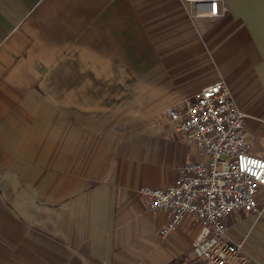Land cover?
Returning <instances> with one entry per match:
<instances>
[{
  "label": "crops",
  "instance_id": "obj_1",
  "mask_svg": "<svg viewBox=\"0 0 264 264\" xmlns=\"http://www.w3.org/2000/svg\"><path fill=\"white\" fill-rule=\"evenodd\" d=\"M223 3L200 34L179 0H0V264L201 262L140 190L198 159L167 112L219 80L264 137V0ZM225 223L264 264V188Z\"/></svg>",
  "mask_w": 264,
  "mask_h": 264
},
{
  "label": "built area",
  "instance_id": "obj_2",
  "mask_svg": "<svg viewBox=\"0 0 264 264\" xmlns=\"http://www.w3.org/2000/svg\"><path fill=\"white\" fill-rule=\"evenodd\" d=\"M180 1L194 22H214L226 12L223 0ZM167 114L175 129L195 147L198 159L180 166L169 186L140 190L152 212L170 214L160 236L167 238L185 218H191L198 228L192 246L198 260L204 264L244 263L243 244L227 238L225 220L235 212H256L264 188V158L251 152L248 114L224 80L206 86L183 108H171Z\"/></svg>",
  "mask_w": 264,
  "mask_h": 264
},
{
  "label": "rangeland",
  "instance_id": "obj_3",
  "mask_svg": "<svg viewBox=\"0 0 264 264\" xmlns=\"http://www.w3.org/2000/svg\"><path fill=\"white\" fill-rule=\"evenodd\" d=\"M180 3L181 5L185 6L184 3H182L181 1ZM205 23L207 22H194V25L198 33L202 34L204 32V27L208 25ZM261 126L264 127V123H262ZM248 129L250 131L249 140L252 144V147H251L252 154L264 158V137L257 135L254 131V128L251 125L248 127ZM199 264H203V263L200 262Z\"/></svg>",
  "mask_w": 264,
  "mask_h": 264
},
{
  "label": "trees",
  "instance_id": "obj_4",
  "mask_svg": "<svg viewBox=\"0 0 264 264\" xmlns=\"http://www.w3.org/2000/svg\"><path fill=\"white\" fill-rule=\"evenodd\" d=\"M185 257L179 258L171 262L170 264H188Z\"/></svg>",
  "mask_w": 264,
  "mask_h": 264
},
{
  "label": "snow or ice",
  "instance_id": "obj_5",
  "mask_svg": "<svg viewBox=\"0 0 264 264\" xmlns=\"http://www.w3.org/2000/svg\"><path fill=\"white\" fill-rule=\"evenodd\" d=\"M215 11V9H213Z\"/></svg>",
  "mask_w": 264,
  "mask_h": 264
}]
</instances>
